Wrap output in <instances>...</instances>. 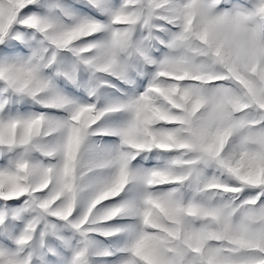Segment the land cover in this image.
Wrapping results in <instances>:
<instances>
[{"label": "snow or ice", "instance_id": "snow-or-ice-1", "mask_svg": "<svg viewBox=\"0 0 264 264\" xmlns=\"http://www.w3.org/2000/svg\"><path fill=\"white\" fill-rule=\"evenodd\" d=\"M0 264H264V0H0Z\"/></svg>", "mask_w": 264, "mask_h": 264}]
</instances>
